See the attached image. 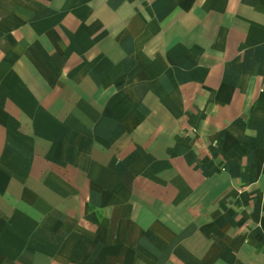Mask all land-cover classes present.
<instances>
[{
  "label": "crops",
  "instance_id": "crops-1",
  "mask_svg": "<svg viewBox=\"0 0 264 264\" xmlns=\"http://www.w3.org/2000/svg\"><path fill=\"white\" fill-rule=\"evenodd\" d=\"M0 264H264V0H0Z\"/></svg>",
  "mask_w": 264,
  "mask_h": 264
}]
</instances>
